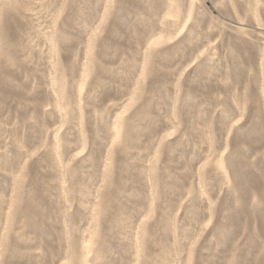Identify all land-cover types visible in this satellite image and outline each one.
Listing matches in <instances>:
<instances>
[{
    "label": "rangeland",
    "instance_id": "1",
    "mask_svg": "<svg viewBox=\"0 0 264 264\" xmlns=\"http://www.w3.org/2000/svg\"><path fill=\"white\" fill-rule=\"evenodd\" d=\"M0 264H264V0H0Z\"/></svg>",
    "mask_w": 264,
    "mask_h": 264
},
{
    "label": "bare ground",
    "instance_id": "2",
    "mask_svg": "<svg viewBox=\"0 0 264 264\" xmlns=\"http://www.w3.org/2000/svg\"><path fill=\"white\" fill-rule=\"evenodd\" d=\"M256 127H258V126H256ZM232 163V162H231Z\"/></svg>",
    "mask_w": 264,
    "mask_h": 264
}]
</instances>
